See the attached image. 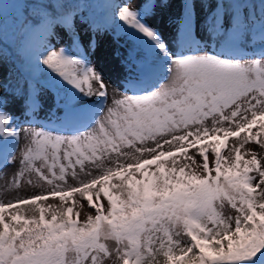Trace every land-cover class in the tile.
I'll list each match as a JSON object with an SVG mask.
<instances>
[{
	"label": "snow or ice",
	"instance_id": "obj_1",
	"mask_svg": "<svg viewBox=\"0 0 264 264\" xmlns=\"http://www.w3.org/2000/svg\"><path fill=\"white\" fill-rule=\"evenodd\" d=\"M166 2L154 0L150 7ZM132 3L116 5L112 20L147 42L141 72H158L151 58L159 54L170 83L113 99L106 114L70 135L31 130L15 183L27 172L50 187L0 202V264H159L161 256L163 264H264V159L255 151L244 154L251 159L241 153L252 141L264 149L261 132L251 131L258 123L264 130V55L241 63L235 47L215 55L173 53ZM226 23L214 19L217 29L224 31ZM45 24L53 27L47 17ZM233 28L234 39L245 42V22L237 19ZM38 62L77 93L107 101L104 79L82 57L47 49ZM30 101L35 107V95ZM221 135L241 138L234 156H222L220 142L210 145L211 153L201 146ZM7 138L18 144L19 129L0 112V139L7 144ZM14 158L15 151L9 152L0 164ZM74 193L90 210L83 223L74 213ZM50 197L66 207L39 203ZM225 202L234 216L217 211ZM22 205L31 206V216ZM107 241L114 242L112 249Z\"/></svg>",
	"mask_w": 264,
	"mask_h": 264
},
{
	"label": "rangeland",
	"instance_id": "obj_2",
	"mask_svg": "<svg viewBox=\"0 0 264 264\" xmlns=\"http://www.w3.org/2000/svg\"><path fill=\"white\" fill-rule=\"evenodd\" d=\"M78 2L81 3V1ZM153 2L154 0H133L132 8L144 10L142 12L143 22L151 29H154L160 39L164 35H171L175 32L181 33L182 35L179 38L180 41L176 44V48L183 44H188V36L186 34L192 29H195L199 43L204 41L208 36H213L216 33L218 35L217 37L222 41L232 40L231 43L239 46V43L233 37V32L235 31L233 21L240 19L245 22L248 31L247 39L257 35L254 32L255 30H259L261 33V27L264 25V17H260L257 12L255 13V9L261 10L264 7V0H232L233 5L229 6L226 12L221 9L219 0H206L202 4H198L200 2L199 0H167L166 3H156L154 8H151L150 5ZM25 3L26 1L18 3L19 6L16 9L21 10V5ZM124 3H127V0H88L87 4L79 5V9L82 5L86 8L81 15H64L58 17V20L47 17L53 25L52 28H46L44 17L37 25L32 26L20 40L19 48L16 52L19 59L10 57L7 60H0V112L10 117L12 126L19 129L18 144L12 138H7V144L4 143L3 139H0V145L3 146L2 150H0V158L6 156L9 152L15 151V158L11 163L7 165L0 164V202L29 198L50 187L44 182H38L35 175H30L27 172H25L22 178H19L18 186L15 183L16 177L13 173L21 170L20 160L23 155V150L30 143L31 130L35 129L39 131L43 129L50 131L53 135H70L76 127H82V123H91L97 114H106L107 108L112 106L113 99L122 98L124 95H132L134 92L140 91L143 88L153 86L159 88L162 84L170 83L166 73L158 83L144 86L143 88L138 87L134 91L128 89L124 91H111L109 86H107L108 99L104 101L102 98L96 97L102 101L98 109L95 110L96 100H88V97L77 93L75 89L60 81L59 78H54L50 74V70L38 62L40 54L47 49H55L56 51H59L61 48L65 49L70 55L82 57L89 66L92 64L89 61L91 56L97 57L116 53L122 60L135 68V72L133 73L134 78L129 80L131 84L135 85L131 81L142 79L140 69L147 58L143 49L147 46V42L143 37H140L132 31H124L119 22H113V9L116 5ZM186 3L189 4L188 8H186ZM192 4H195V9L191 8ZM13 7H16V5L9 8L12 12L16 10H12L11 8ZM217 17L220 18L221 22L226 21L228 23L224 31L214 27V19ZM257 21L260 24H257ZM19 25L20 23L16 24L14 30ZM162 41L164 42V40ZM263 42L261 40L253 45L257 46L259 44V46H262ZM183 50L181 49L179 54ZM220 52L212 51L209 53L203 48L199 50L196 47L195 49L187 50L186 55H215ZM261 56L254 55V52L253 55H241L240 62L248 63L252 59H260ZM151 59L155 60L157 67L165 61L164 59L154 57ZM12 75L23 78L29 85L28 92L23 93L20 89L16 92H10V88H7V85ZM33 95H35L36 106L30 107V97ZM75 103H78L83 109H89L86 115L95 114L92 120L88 121V118L85 119V115L77 112H74V116L66 115L65 112L68 107ZM101 109H104V112H101ZM26 129L29 130L27 135L25 133ZM251 131L253 134L260 131L261 135L259 139L264 141V130L259 129V123ZM245 135L247 133H242L241 137ZM240 139L230 137L224 140L221 135L220 141H208L201 146L205 147L211 153L212 149L210 145L215 146L216 143L220 142L221 155L225 156L231 153L234 156L232 148L233 146L239 145ZM194 151L195 149H192L188 154L191 155ZM251 151H255L257 159H264V149L260 148L259 144H256L255 141L246 144L241 149L243 158L251 159L250 154L244 155ZM178 155L181 157L180 162L182 163L183 154L178 153ZM170 162L171 158L169 165ZM227 166L226 164L225 167ZM136 178L141 179L140 176ZM29 180H31V183L28 182ZM118 182L113 181L112 183ZM68 183H73L70 176L68 177ZM110 191L113 194H117L116 189L110 188ZM72 200L75 201L74 213L80 212L78 222L83 223L87 215L90 214L87 201L79 193H74ZM71 202L69 201V203ZM39 203L45 206L46 209L48 205H52L53 208H59L62 205L66 207L59 200V197H50L49 200ZM81 205L84 207L81 208ZM21 209L24 215L31 216V206L22 205ZM217 211L224 216L235 215V210L227 202H225L223 208L217 207ZM46 219H50V214H46ZM106 243L110 249L113 248V241H107ZM224 243L226 244L227 241ZM68 256L70 257L72 254L69 253ZM157 259L159 264H163L162 256ZM106 264H117V261L114 259L107 260Z\"/></svg>",
	"mask_w": 264,
	"mask_h": 264
},
{
	"label": "trees",
	"instance_id": "obj_3",
	"mask_svg": "<svg viewBox=\"0 0 264 264\" xmlns=\"http://www.w3.org/2000/svg\"><path fill=\"white\" fill-rule=\"evenodd\" d=\"M26 1L21 5V10L16 9L20 2ZM78 1H81L78 2ZM88 0H0L2 10H0V60H7L10 57L19 59L16 54L19 42L24 34L34 25H37L44 17L58 18L64 15L78 14L82 9L79 5L87 4ZM206 0H200V4ZM224 7L232 5V0H222ZM11 8L15 11H10ZM227 7V9H228ZM20 25L14 30L16 24ZM12 26H11V25ZM11 30V31H8ZM14 30V32H13ZM11 91L20 89L26 92L28 85L21 77L12 75L9 79ZM198 251V250H197Z\"/></svg>",
	"mask_w": 264,
	"mask_h": 264
},
{
	"label": "bare ground",
	"instance_id": "obj_4",
	"mask_svg": "<svg viewBox=\"0 0 264 264\" xmlns=\"http://www.w3.org/2000/svg\"><path fill=\"white\" fill-rule=\"evenodd\" d=\"M263 9V10H262ZM257 14L260 17H264V7L261 8V10L256 9L255 10ZM236 21H233V25L235 24ZM257 24H260L258 21L256 22ZM228 26V23L225 24V27ZM257 35L253 36L252 38L246 39L247 41L243 42L242 44L239 43V46L234 45L232 40H226L222 41L219 39L215 33L213 36H208L204 41H201L198 45V49L200 50L201 48L205 49L207 52H212V51H221L222 49H229V48H239L240 53H245L247 51H250V48L253 46V44L261 41L260 39V31L255 30L254 31ZM182 34L175 32L171 35H164V37L161 38V40H164V44L167 45V47L172 51L174 50L173 53L179 54L181 49H184L181 53L186 55V52L188 49L187 45L183 44L181 46H178L176 48L177 42L180 41V36ZM179 39V40H178ZM184 40V39H183ZM264 44V42L262 43ZM171 47V48H170ZM104 54V53H103ZM156 58L159 59H164L162 56H159V54L156 55ZM165 60V59H164ZM89 61H91L90 66L95 69L96 72L99 73V75L104 79L105 83L111 91H124L125 89H128L130 91H134L138 88L137 85H133L129 82L131 78H134L133 73L135 72V68L133 66H130L129 63L125 62L120 58L116 53L112 54H106L105 56H95V57H90ZM165 66V61H163L160 65H158V68L160 69L158 72L150 75L152 77V84H156L159 82V80L162 78V76L165 74L164 67ZM131 70V72H129ZM164 72V73H163ZM167 73V72H166ZM144 78L142 77V80ZM95 87V84H94ZM87 97V96H86ZM88 100H96V109H98L99 104L101 103V100H99L96 97H88ZM89 111L88 108L83 109L78 103H75L74 105L68 107L66 110L65 114L69 116H74V112L77 113H82L85 115V119L88 118V121L92 120L93 115H86V113ZM96 112V111H95Z\"/></svg>",
	"mask_w": 264,
	"mask_h": 264
}]
</instances>
